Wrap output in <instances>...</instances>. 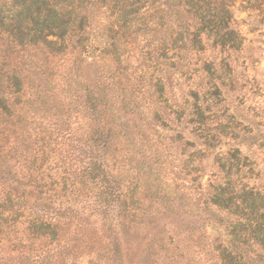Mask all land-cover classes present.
I'll use <instances>...</instances> for the list:
<instances>
[{
  "label": "trees",
  "instance_id": "trees-1",
  "mask_svg": "<svg viewBox=\"0 0 264 264\" xmlns=\"http://www.w3.org/2000/svg\"><path fill=\"white\" fill-rule=\"evenodd\" d=\"M155 1L0 0V121L8 136L0 142V264H124L122 236L148 211L143 209L140 184L127 187L108 170V150L120 136L108 122L116 106L128 107L143 116L147 135L150 125L160 120L154 106L163 102L166 90L163 79L153 75L155 86L144 87L147 70L129 73L125 48L142 34V58L162 74L161 67L175 66L189 47L201 52L204 34L218 38L229 25L226 18L213 21L219 18L217 0H167L176 30L161 36ZM97 7L115 12L119 20L107 28L102 50L90 45L91 13ZM191 18L199 21L195 30ZM69 47L78 57L92 56L93 81L83 71L86 60L66 55ZM35 74L46 79L45 86ZM47 120H54L50 127H45ZM46 133L59 143L58 152L50 150ZM203 194L209 220L218 225V209H226L231 201L218 196L216 175ZM161 195L156 212L164 222L181 215L184 205L172 197L176 193ZM251 196L243 197L257 208ZM97 219L100 229L93 225ZM160 222L149 223L151 237L138 264H158V258L153 263L150 258L159 254L156 247L162 250L161 240L168 233ZM169 230L174 239L185 235L181 225ZM244 231L239 220L234 232ZM252 235L264 253L262 226H255ZM171 238L169 244L174 243ZM233 246L237 249L236 243ZM218 251L217 245L215 264H264L263 256H250V247L240 253L230 247Z\"/></svg>",
  "mask_w": 264,
  "mask_h": 264
},
{
  "label": "rangeland",
  "instance_id": "rangeland-1",
  "mask_svg": "<svg viewBox=\"0 0 264 264\" xmlns=\"http://www.w3.org/2000/svg\"><path fill=\"white\" fill-rule=\"evenodd\" d=\"M166 2L156 0L154 5L155 25L161 36L176 30ZM217 5L219 18L213 21L226 18L227 30H222L218 38L204 34L201 52L189 47L181 60L174 61L175 66L161 67L165 71L162 74L153 71L142 58V34L125 48L123 61L129 73L147 70L144 87L149 88L151 83L155 86L153 75L163 79L166 90L163 102L154 106L160 120L150 125L152 130L147 135L143 116L128 111V107L116 106L115 117L108 122L120 134L108 150V170L127 187L140 184L143 209L148 211L136 220L130 233L122 236L124 264H138L143 246L151 237L147 238L152 220L161 221L162 228L166 224L168 231L161 240L162 250L156 247L159 254L150 258L152 263L158 258V264H215L217 245L218 253L224 247L237 253L250 247L251 257H264L255 243L256 235H252L257 225L262 226L264 235V0H217ZM91 18L90 45L101 46L102 50L106 47L107 28L117 25L118 16L108 8L97 7ZM188 21L191 30L199 27L196 19ZM226 31L234 35L229 37ZM71 50L69 47L66 55L78 57ZM78 58L86 60L83 71L93 81L96 71L92 56ZM36 79L42 86L47 83L40 75ZM214 85L218 88L213 92ZM150 91L157 100L156 88L151 86ZM53 121H45V127ZM43 135L50 139L47 133ZM6 140V126L0 121V142ZM49 143L48 149L58 152L59 143ZM215 175L218 196L231 201L226 209H218V225L209 220L202 204L203 193L215 182ZM166 191L176 193L172 197H179V205L185 207L179 208L181 215L164 222V216L156 212L159 202L155 201ZM243 191L254 196L257 208L244 200ZM239 220L246 231L237 235L234 229ZM93 225L100 229L102 223L97 219ZM179 225L185 234L182 240L171 238L175 235L169 230ZM170 238L173 244H169ZM246 242L254 247H245Z\"/></svg>",
  "mask_w": 264,
  "mask_h": 264
}]
</instances>
